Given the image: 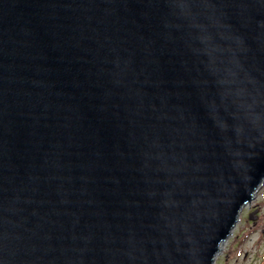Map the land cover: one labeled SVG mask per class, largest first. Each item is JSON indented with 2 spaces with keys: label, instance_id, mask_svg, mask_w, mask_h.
<instances>
[{
  "label": "water",
  "instance_id": "1",
  "mask_svg": "<svg viewBox=\"0 0 264 264\" xmlns=\"http://www.w3.org/2000/svg\"><path fill=\"white\" fill-rule=\"evenodd\" d=\"M263 182L264 0H0V264H214Z\"/></svg>",
  "mask_w": 264,
  "mask_h": 264
},
{
  "label": "rangeland",
  "instance_id": "2",
  "mask_svg": "<svg viewBox=\"0 0 264 264\" xmlns=\"http://www.w3.org/2000/svg\"><path fill=\"white\" fill-rule=\"evenodd\" d=\"M251 204L260 209L259 218L256 217V209L250 210V204L243 207L214 264H264V182ZM253 211H256L255 220L248 218Z\"/></svg>",
  "mask_w": 264,
  "mask_h": 264
},
{
  "label": "flooded vegetation",
  "instance_id": "3",
  "mask_svg": "<svg viewBox=\"0 0 264 264\" xmlns=\"http://www.w3.org/2000/svg\"><path fill=\"white\" fill-rule=\"evenodd\" d=\"M248 205H249V204H248ZM255 206H257V205H256V204H253V205H252V204L250 203V207H249V208H250V210H251V209H256V211H257V212H256V217H257V219H258V218H259L260 209L257 208V207H255ZM262 215L264 216V213H263Z\"/></svg>",
  "mask_w": 264,
  "mask_h": 264
}]
</instances>
